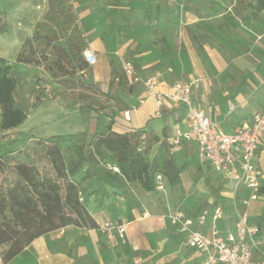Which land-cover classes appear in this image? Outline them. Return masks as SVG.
<instances>
[{
	"label": "crops",
	"instance_id": "crops-1",
	"mask_svg": "<svg viewBox=\"0 0 264 264\" xmlns=\"http://www.w3.org/2000/svg\"><path fill=\"white\" fill-rule=\"evenodd\" d=\"M186 1L69 0L78 12V22L86 38V50L94 55L90 64L91 79L99 85L101 91L105 93L109 89L111 61L118 66L120 65L118 58L128 55L129 61L135 67V79L128 80L126 90L119 94V98L125 103L123 112L129 111L130 120L125 121L123 112L119 111L112 125L114 132L125 133L146 128L148 131L161 135L162 130L166 128L169 137L176 128L186 130L183 106L165 107L160 115H155L154 99L144 96L142 86V81L152 75H146L143 78L141 75L147 69L152 71L156 64L166 66L167 59L180 48L179 43L183 40L182 34L179 39L177 38V29L181 19L183 24L186 21L194 24L204 18L211 19L219 12H227L224 0H193L194 3L204 1L211 3L212 7L204 12H195L192 8H187ZM241 1L243 0H238V2ZM216 3L223 6L218 11H216ZM149 6L156 11V19L147 21L144 14ZM246 14L248 13L235 16L232 12L231 15L225 16L223 30L228 32L238 28L245 36L264 37V23L258 21L260 13L249 23L243 20ZM168 21L170 25H167ZM208 29V26L201 28L204 32H209ZM238 38L243 50L251 49V44L245 38ZM224 74V77L221 76L224 86L217 90H212L213 88L209 87L203 78L191 77L183 81H199L198 87L192 90L194 105L204 109L218 129L232 133L243 123L250 121L257 111L246 112L242 116L233 113L231 118L226 116V98L237 81L227 71ZM138 76H141V83L138 81ZM246 77L242 78L237 91L241 92V85ZM160 81L165 85H171L177 80L166 74L165 77L160 76ZM211 83L213 84L212 81ZM164 84L160 86L161 90L164 89ZM113 109L116 110V107L114 106ZM104 119L107 123V118ZM94 120L98 121V118ZM94 132L97 131L93 130L92 134ZM176 157L179 163L185 165L181 173L180 190L186 191L192 187H198L200 190L204 188L207 179L200 182L196 170L208 172L216 185L214 188L222 185L219 195L224 199V218L218 222V227L220 231L234 230L236 220L223 194L227 188H224L209 167L200 164L196 145L193 142L185 143ZM258 164L262 171L260 196L247 208H242V211L247 212L249 224L255 226H258L259 219H264V144L261 145L258 153ZM207 182L209 184V181ZM166 187L168 186L165 185ZM138 195H140V188L131 189V193L124 195L125 199L131 200L119 199L110 207H107V202H105L106 207L104 205L99 207L97 204L95 206L91 203L94 199L91 197L87 207L98 228L87 230L68 226L51 232L35 239L9 264H200L202 257L186 246L185 238L169 226L166 215L151 212L145 204L138 202L136 198ZM187 200L189 199H184L183 203L175 209L180 208L189 215L196 216L204 210V205L214 204L216 198L209 199L199 206L192 203L186 204ZM106 222L124 224V237L119 238L116 233L106 231L104 229ZM209 226L210 218L207 220L205 230ZM56 242H62V244H55ZM254 257L264 258V244L260 246V253L255 254Z\"/></svg>",
	"mask_w": 264,
	"mask_h": 264
},
{
	"label": "trees",
	"instance_id": "trees-1",
	"mask_svg": "<svg viewBox=\"0 0 264 264\" xmlns=\"http://www.w3.org/2000/svg\"><path fill=\"white\" fill-rule=\"evenodd\" d=\"M216 11L223 6L215 4ZM250 12L243 17L249 23L264 12V0H251ZM44 20L35 25L31 40L25 42L16 57L17 63L41 59L52 77H74L88 70L82 54L87 43L78 23V12L69 0H47ZM155 10L147 7L145 20L156 19ZM49 57L47 58V56ZM37 61V60H36ZM114 82L117 95L110 96ZM72 88H91L92 83L64 80ZM17 71L0 58V139L5 132L16 129L27 119L16 103ZM128 80L111 61V79L107 92H100L115 103L125 105L119 94L126 90ZM80 111L87 122L91 116L86 107ZM114 117L105 129L94 132L86 141L85 132L52 135L36 140L34 148L17 155H0V262L9 264L35 239L68 226L96 229L97 223L88 210L91 197L110 199L113 193L127 195L136 185L147 193H156V175L164 178L170 190L181 184L185 167L171 151L166 128L161 135L146 128L125 133L112 130ZM154 151L153 155L150 153ZM20 156H22L20 158ZM80 181L74 178L84 166ZM95 179L101 186L89 190L81 182ZM208 184V182L206 181ZM222 185L211 187L219 195ZM80 198L83 200L80 201ZM204 205L203 209L211 210ZM264 229V219L258 220Z\"/></svg>",
	"mask_w": 264,
	"mask_h": 264
},
{
	"label": "rangeland",
	"instance_id": "rangeland-1",
	"mask_svg": "<svg viewBox=\"0 0 264 264\" xmlns=\"http://www.w3.org/2000/svg\"><path fill=\"white\" fill-rule=\"evenodd\" d=\"M250 1L224 0V5L227 7L226 13L219 12L211 19H201L199 23L191 24L186 21L183 24L181 19L177 29V38L179 39L180 34H182L183 40L182 43H179L180 48L167 59L166 66L156 64L152 71L147 69L142 72V78L146 75L153 76L156 74L159 77H165L167 74L177 81L189 80L191 77L193 79L203 78L208 86L213 88L212 90H217L224 86L221 76L224 77V72L227 71L236 79L237 83L227 95L226 116L231 118L233 113L242 116L246 112L263 111L264 37L245 36L238 28L228 32L223 30L225 26L224 17L231 15L232 12L235 16L249 13L248 4ZM185 5L195 12H204L212 7L211 3H207V1L194 3L193 0H187ZM47 9V0H0V58H3L8 65L13 66L17 71L18 85L15 99L17 105L27 114V119L23 125L5 132V137L0 139V155L5 153L17 155L19 151L34 148L36 140H43L52 135L83 131L87 141L93 130L100 131L106 128L107 123H105L104 118H107L108 122L109 118H115L119 111H124L123 105L117 104L109 97L100 94L99 85L91 79V68L88 63V70L74 77H52L46 70V63L41 59H35L31 63L16 62L22 45L31 40L35 25L44 20ZM258 21L264 23V12L258 16ZM167 25H170V21L167 22ZM201 26L203 28L208 26L209 32L201 30ZM79 27L82 30L80 24ZM238 37L245 38L251 44L250 51L242 49ZM118 59L120 65L117 68L122 72V64L130 59L128 55ZM245 76H247L246 80L242 83L241 92H239L237 87ZM140 77L138 76L139 83H141ZM64 80L88 82L92 85H90L91 88L78 85L79 88L76 89L70 87L68 83H63ZM117 88V82H114L110 96L117 95ZM114 106L116 110L113 109ZM81 107H86L89 110L91 118L87 122L84 121V116L80 111ZM96 118L98 121L94 120ZM153 153L154 151L150 153V156ZM86 168L85 165L75 176L74 179L77 182L80 181ZM196 174L200 182L205 179L209 181V184L205 183L201 190L198 187H192L184 191L177 186L172 190L166 187L164 191L147 193L140 189V195L136 198L138 202L145 204L151 212L166 216L182 204L184 199H189L186 204L192 203L199 206L209 199L216 198V193L211 189V187L216 186L211 175L208 172H199L198 170H196ZM80 185L91 190L102 184L92 179L83 181ZM138 188V186L133 185L128 192L131 193V189ZM108 190L111 195L110 199L93 197L91 203H94L95 206L97 204L99 207L103 205L106 207L105 202H107V207H110L119 199L131 200L125 199L120 192L113 193L112 190ZM55 244H62V242ZM60 247L64 248L63 245Z\"/></svg>",
	"mask_w": 264,
	"mask_h": 264
},
{
	"label": "built area",
	"instance_id": "built-area-1",
	"mask_svg": "<svg viewBox=\"0 0 264 264\" xmlns=\"http://www.w3.org/2000/svg\"><path fill=\"white\" fill-rule=\"evenodd\" d=\"M84 59L91 64L93 53L85 51ZM122 72L129 81L136 77L130 61L122 64ZM162 84L157 74L142 81L144 96L154 99L156 116L165 107L183 106L185 110L186 130L176 128L168 137L172 153L178 155L185 143L196 145L200 164L209 167L227 188L223 194L236 220L234 230L220 231L218 222L224 218V204L217 201L211 210L204 209L196 216L175 209L166 216L169 226L185 238L188 248L202 257L200 264H264V258L254 257L264 244V231L250 225L247 212L242 211L260 196L262 171L258 153L264 144V110L254 113L250 121L234 132L227 133L211 122L204 109L194 105L192 90L198 87V80L175 81L164 84L161 90ZM123 118L130 120L129 111L123 112ZM155 183L157 190L164 191L166 184L161 175H156ZM208 218L210 226L205 230ZM104 229L119 238L125 234V225L118 222H106Z\"/></svg>",
	"mask_w": 264,
	"mask_h": 264
}]
</instances>
